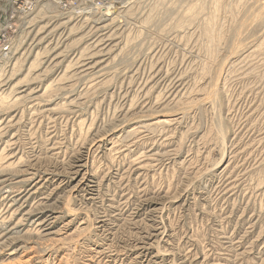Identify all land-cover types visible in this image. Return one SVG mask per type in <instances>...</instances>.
Returning <instances> with one entry per match:
<instances>
[{"label":"rangeland","instance_id":"obj_1","mask_svg":"<svg viewBox=\"0 0 264 264\" xmlns=\"http://www.w3.org/2000/svg\"><path fill=\"white\" fill-rule=\"evenodd\" d=\"M61 2L0 22V264H264V0Z\"/></svg>","mask_w":264,"mask_h":264},{"label":"bare ground","instance_id":"obj_2","mask_svg":"<svg viewBox=\"0 0 264 264\" xmlns=\"http://www.w3.org/2000/svg\"><path fill=\"white\" fill-rule=\"evenodd\" d=\"M12 3H13V0H12ZM109 3V2H108ZM3 4L5 5V7L3 8V16L5 15V18H4V22L2 21V19L1 18H3V17H0V22H2V25H4L5 24V22L7 21V19H8V14L10 13V7H11V1H7V0H5L4 2H3ZM119 4V3H118ZM107 5V4H106ZM113 5V4H112ZM124 6V5H123ZM109 7V6H108ZM109 9V8H108ZM108 9H106L107 11H108ZM112 13V12H111ZM104 15L106 16V17H109L110 16V14L107 12V13H104ZM109 21H111V20H109ZM114 22V21H113ZM125 24V23H124ZM108 25V24H107ZM93 26V25H92ZM46 28V27H45ZM76 28V27H75ZM99 28V27H98ZM31 29V28H30ZM116 29V28H115ZM108 30V29H107ZM119 30V29H118ZM108 32V31H107ZM45 33V32H44ZM62 33H63V31H62ZM70 33V32H69ZM51 35V34H50ZM91 35V34H90ZM119 35V34H118ZM49 37V36H48ZM67 37V36H66ZM65 37V38H66ZM114 38V37H113ZM107 40V39H106ZM106 40H104L105 42H107ZM60 41H61V39H60ZM67 41V40H66ZM24 43V42H23ZM42 44V43H41ZM53 44V43H52ZM104 44V43H103ZM66 45V44H65ZM33 48V47H32ZM61 48V47H60ZM68 48V47H67ZM56 49V48H55ZM32 50V49H31ZM53 50V49H52ZM102 50V49H101ZM238 51V50H237ZM28 52V51H27ZM160 52V51H159ZM102 53V52H101ZM158 53V52H157ZM168 53V52H167ZM166 53V54H167ZM9 54V53H8ZM142 54V53H141ZM26 55V54H25ZM101 55V54H100ZM147 55V54H146ZM237 55V54H236ZM29 56V55H28ZM156 56V55H155ZM63 57H64V55H63ZM235 57V56H234ZM76 58V57H75ZM159 58V57H158ZM232 58V57H231ZM17 59V58H16ZM93 59H95L94 57H93ZM251 59V58H250ZM242 60V59H241ZM247 60V59H246ZM7 61V60H6ZM53 61H54V59H53ZM76 61V60H75ZM74 61V62H75ZM8 62V61H7ZM81 62V61H80ZM149 62V61H148ZM246 62V61H245ZM23 63V62H22ZM69 63V62H68ZM86 63V62H85ZM233 63V62H232ZM11 64V63H10ZM183 65V64H182ZM232 65V64H231ZM22 66V65H21ZM80 66V65H79ZM83 66V65H82ZM81 66V67H82ZM141 66V65H140ZM184 66V65H183ZM189 66V65H188ZM76 67V66H75ZM97 67V66H96ZM175 67V66H174ZM95 68V67H94ZM148 68V67H147ZM182 68V67H181ZM231 68V67H230ZM74 69H76V68H74ZM73 69V70H74ZM141 69H142V67H141ZM175 69V68H174ZM234 69V68H233ZM224 70V69H223ZM16 71V70H15ZM72 72V71H71ZM152 72H153V69H152ZM178 72H179V70H178ZM227 72V71H226ZM231 72V71H230ZM89 73V72H88ZM87 73V74H88ZM236 73V72H235ZM231 74V73H230ZM230 74H228V75H230ZM234 74V73H233ZM15 75V74H14ZM69 75V74H68ZM77 75V74H76ZM140 75V74H139ZM173 75V74H172ZM227 75V76H228ZM236 75H238V74H236ZM185 76V75H184ZM125 77V76H124ZM248 77H250V76H248ZM13 78V77H12ZM154 78V77H153ZM165 78V77H164ZM169 78V77H168ZM179 78V77H178ZM177 78V79H178ZM220 78V77H219ZM228 78V77H227ZM14 79V78H13ZM147 79V78H146ZM183 79V78H182ZM238 79V78H237ZM236 79V80H237ZM80 80V79H79ZM153 80V79H152ZM155 80V79H154ZM191 80V79H190ZM220 80V79H219ZM74 81H76V80H74ZM177 81V80H176ZM175 81V83H177ZM194 81V80H193ZM72 82V81H71ZM78 82V81H77ZM162 82V81H161ZM250 82V81H249ZM65 83H67V82H65ZM248 83V82H247ZM156 84V83H155ZM161 84V83H160ZM3 85V84H2ZM179 85V84H178ZM69 86V85H68ZM71 86V85H70ZM82 86V85H81ZM124 86V85H123ZM184 86V85H183ZM182 86V87H183ZM254 86H256V85H254ZM115 87V86H114ZM158 87V86H157ZM156 87V88H157ZM232 87V86H231ZM133 88V87H132ZM163 88V87H162ZM233 88V87H232ZM2 89V88H1ZM66 89H68L69 90V88H66ZM65 89V90H66ZM171 89V88H170ZM223 89V88H222ZM4 90V89H3ZM125 90V89H124ZM182 90V89H181ZM235 90V89H234ZM259 90V89H258ZM141 91V90H140ZM179 91H180V89H179ZM15 92V91H14ZM68 92V91H67ZM134 92V91H133ZM166 92V91H165ZM77 93V92H76ZM114 93H115V91H114ZM131 93V92H130ZM146 93V92H145ZM240 93V92H239ZM242 93V92H241ZM258 93V92H257ZM173 94V93H172ZM254 94V93H253ZM11 95V94H10ZM190 95V94H189ZM197 94H195V96H196ZM246 95V94H245ZM244 95V96H245ZM128 96V95H127ZM6 97V96H5ZM123 97V96H122ZM136 97V96H135ZM150 97H151V95H150ZM233 97V96H232ZM255 97H256V95H255ZM260 97V96H259ZM12 98V97H11ZM23 98V97H22ZM167 98H169V97H167ZM205 98V97H204ZM209 98V97H208ZM242 98H243V96H242ZM120 99V98H119ZM125 99V98H124ZM138 99V98H137ZM17 100V99H16ZM113 100V99H112ZM116 100V99H115ZM123 100V99H122ZM129 100V99H128ZM134 100V99H133ZM162 100V99H161ZM247 100V99H246ZM12 101V100H11ZM20 101V100H19ZM18 101V102H19ZM21 101H23V99L21 100ZM21 101H20V103H21ZM114 101V100H113ZM198 101V100H197ZM254 101V100H253ZM24 102V101H23ZM123 102V101H122ZM203 102V101H202ZM218 102V101H217ZM241 102V101H240ZM19 103V104H20ZM207 103V102H206ZM239 103V102H238ZM183 104V103H182ZM191 104V103H190ZM189 104V105H190ZM28 105V104H27ZM70 105V104H69ZM112 105V104H111ZM139 105V104H138ZM237 105V104H236ZM36 106V105H35ZM74 106V105H73ZM78 107V106H77ZM120 107V106H119ZM197 106H195V108H196ZM227 107V106H226ZM70 108V107H69ZM110 108V107H109ZM125 108V107H124ZM211 108H213V107H211ZM119 109V108H118ZM239 109V108H238ZM243 109V108H242ZM12 111V110H11ZM25 111V110H24ZM232 111V110H231ZM45 112V111H44ZM214 112V111H213ZM237 112V111H236ZM43 113V112H42ZM217 113V112H216ZM230 113V112H229ZM40 114V113H39ZM52 114H53V112H52ZM245 114V113H244ZM34 115V114H33ZM36 115V114H35ZM44 115V114H43ZM186 115V114H185ZM231 115V114H230ZM252 115V114H251ZM40 117V116H39ZM119 117V116H118ZM124 118V117H123ZM215 118V117H214ZM234 118V117H233ZM12 119V118H11ZM20 119V118H19ZM30 119H32V118H30ZM41 119V118H40ZM55 119V118H54ZM116 119V118H115ZM119 119V118H118ZM129 119V118H128ZM230 119V118H229ZM250 119V118H249ZM193 120V119H192ZM38 121V120H37ZM51 121V120H50ZM49 121V122H50ZM114 121V120H113ZM116 121V120H115ZM124 121V120H123ZM126 121V120H125ZM161 121V120H160ZM166 121V120H165ZM246 121H248V120H246ZM56 122V121H55ZM244 123V122H243ZM3 124V123H2ZM1 124V125H2ZM175 124V123H174ZM11 125V124H10ZM39 125H40V123H39ZM48 125H49V123H48ZM106 125V124H105ZM109 125V124H108ZM157 125V124H156ZM5 126H6V124H5ZM33 126V125H32ZM43 126V125H42ZM41 126V127H42ZM39 128H40V126H38ZM141 127V126H140ZM157 127V126H156ZM169 127V126H168ZM91 128V127H90ZM109 128V127H108ZM94 129V128H93ZM251 129V128H250ZM5 130V129H4ZM103 130V129H102ZM148 130V129H147ZM192 130V129H191ZM37 131V130H36ZM51 132V131H50ZM53 132V131H52ZM99 132V131H98ZM241 132V131H240ZM56 134V133H55ZM97 134V133H96ZM108 134V133H107ZM240 134V133H239ZM16 135V134H15ZM14 135V136H15ZM30 135V134H29ZM35 136V135H34ZM99 136V135H98ZM97 136V137H98ZM127 136V135H126ZM134 136V135H133ZM153 136V135H152ZM72 137H73V135H72ZM137 137V136H136ZM243 137V136H242ZM112 138V137H111ZM149 138V137H148ZM151 138V137H150ZM12 139V138H11ZM101 139V138H100ZM82 140V139H81ZM41 141V140H40ZM116 141V140H115ZM122 141V140H121ZM17 142V141H16ZM46 142H47V140H46ZM240 142V141H239ZM2 143V142H1ZM7 143V142H6ZM27 143V142H26ZM45 143V142H44ZM78 142L76 141V144H77ZM123 143V142H122ZM128 143V142H127ZM15 144H17V143H15ZM14 144V145H15ZM22 144V143H21ZM75 144V145H76ZM41 145V144H40ZM54 145V144H53ZM94 145V144H93ZM30 146V145H29ZM77 146V145H76ZM76 146H75V149H76ZM21 147V146H20ZM46 147V146H45ZM37 148V147H36ZM51 148H53V147H51ZM84 148V147H83ZM8 149V148H7ZM18 150H20V149H18ZM27 150V149H26ZM56 150V149H55ZM61 152V151H60ZM59 152V153H60ZM178 152V151H177ZM34 153V152H33ZM160 153V152H159ZM235 153V152H234ZM46 154V153H45ZM57 154V153H56ZM176 154V153H175ZM172 155H173V153H172ZM237 155V154H236ZM239 155V154H238ZM237 155V156H238ZM23 156V155H22ZM34 156V155H33ZM32 156V157H33ZM46 156V155H45ZM74 156V155H73ZM161 156V155H160ZM16 157V156H15ZM38 157V156H37ZM93 157V156H92ZM236 157V156H235ZM161 158V157H160ZM233 158V157H232ZM10 159V158H9ZM29 159V158H28ZM152 159H154V158H152ZM16 160V159H15ZM222 161V160H221ZM244 161V160H243ZM36 163V162H35ZM34 163V164H35ZM244 164V163H243ZM151 165V164H150ZM160 165V164H159ZM20 166V165H19ZM22 166V165H21ZM134 166V165H133ZM24 167V166H23ZM165 167V166H164ZM151 168V167H150ZM170 168V167H169ZM7 169V168H6ZM35 169H36V167H35ZM86 169V168H85ZM130 169V168H129ZM41 171V170H40ZM164 171V170H163ZM3 172V171H2ZM1 172V173H2ZM0 173V174H1ZM23 173V172H22ZM7 174V173H6ZM12 174V173H11ZM10 175V174H9ZM15 175V174H14ZM19 176V175H18ZM29 176V175H28ZM95 176V175H94ZM230 177V176H229ZM106 178V177H105ZM228 178V177H227ZM226 178V179H227ZM32 179V178H31ZM47 180V179H46ZM93 181V180H92ZM235 181V180H234ZM17 182H19V181H17ZM21 182V181H20ZM19 182V183H20ZM100 182V181H99ZM206 182V181H205ZM18 183V184H19ZM45 183V182H44ZM230 183V182H229ZM16 184V183H15ZM11 185V184H10ZM44 185V184H43ZM194 185V184H193ZM90 185H88V187H89ZM218 186V185H217ZM7 187V186H6ZM44 187V186H43ZM126 187V186H125ZM225 187V186H224ZM236 188V187H235ZM31 189V188H30ZM230 189V188H229ZM239 189V188H238ZM3 190V189H2ZM41 190V189H40ZM90 190V189H89ZM94 190V189H93ZM87 191V190H86ZM80 192V191H79ZM98 192V191H97ZM142 192V191H141ZM235 192V191H234ZM6 193H7V191H6ZM8 193H10V192H8ZM34 193V192H33ZM37 193V192H36ZM20 194V193H19ZM32 194V193H31ZM124 195V194H123ZM126 195V194H125ZM223 195H224V193H223ZM226 195V194H225ZM236 195V194H235ZM127 196V195H126ZM15 197V196H14ZM231 197V196H230ZM123 198V197H122ZM130 198V197H129ZM142 198V197H141ZM29 199V198H28ZM92 199V198H91ZM211 200V199H210ZM44 201V200H43ZM200 201V200H199ZM212 201V200H211ZM82 202V201H81ZM126 203V202H125ZM120 204V203H119ZM164 204V203H163ZM86 205V204H85ZM105 205V204H104ZM103 205V206H104ZM134 205V204H133ZM137 205V204H136ZM43 206H45V205H43ZM92 206V205H91ZM135 206V205H134ZM5 208V207H4ZM21 208V207H20ZM92 208V207H91ZM42 209V208H41ZM44 209V208H43ZM34 210V209H33ZM127 210V209H126ZM42 211V210H41ZM45 211V210H44ZM47 211V210H46ZM170 212V211H169ZM224 212V211H223ZM136 213V212H135ZM32 214V213H31ZM5 215V214H4ZM95 216V215H94ZM51 217V216H50ZM127 217H129V216H127ZM132 217V216H131ZM180 217V216H179ZM229 217V216H228ZM231 218V217H230ZM29 219V218H28ZM36 220V219H35ZM129 220H130V218H129ZM44 221V220H43ZM153 221H154V219H153ZM26 222H28V221H26ZM134 222V221H133ZM137 222V221H136ZM135 222V223H136ZM43 223V222H42ZM45 223V222H44ZM113 223V222H112ZM53 224V223H52ZM125 224V223H124ZM134 224V223H133ZM114 225V224H113ZM137 226V225H136ZM148 226H149V224H148ZM162 226V225H161ZM88 227V226H87ZM115 227V226H114ZM48 229V228H47ZM124 229V228H123ZM134 229V228H133ZM150 229V228H149ZM43 230H45V229H43ZM128 231V230H127ZM153 231V230H152ZM89 232H91V231H89ZM162 232V231H161ZM222 232V231H221ZM14 233V232H13ZM16 233V232H15ZM20 234V233H19ZM18 234V235H19ZM47 234V233H46ZM89 234V233H88ZM110 234H112V233H110ZM121 234V233H120ZM162 234V233H161ZM225 234V233H224ZM5 235V234H4ZM42 235H44V234H42ZM135 235V234H134ZM84 236H86V235H84ZM101 237V236H100ZM157 237V236H156ZM174 237V236H173ZM102 239V238H101ZM125 240V239H124ZM11 241V240H10ZM119 241V240H118ZM128 241V240H127ZM133 241V240H132ZM141 241V240H140ZM161 242V241H160ZM133 243V242H132ZM180 243V242H179ZM10 244V243H9ZM170 244V243H169ZM233 244V243H232ZM110 245V244H109ZM127 245V244H126ZM184 245V244H183ZM116 247V246H115ZM179 247V246H178ZM222 247V246H221ZM130 248V247H129ZM123 249H124V247H123ZM227 249V248H226ZM91 250V249H90ZM114 251V250H113ZM98 252V251H97ZM122 252V251H121ZM170 252V251H169ZM101 254H102V252H101ZM162 254V253H161ZM169 254V253H168ZM171 254V253H170ZM188 254V253H187ZM226 254V253H225ZM158 255V254H157ZM166 255V254H165ZM96 256V255H95ZM99 256V255H98ZM156 256V255H155ZM182 256V255H181ZM120 257V256H119ZM183 258H184V256H182ZM193 257V256H192ZM129 258V257H128ZM136 258V257H135ZM32 259V258H31ZM94 259V258H93ZM186 260H188V259H186ZM119 261V260H118ZM94 262V261H93ZM131 262H133V261H131ZM186 262V261H185ZM29 263V262H28ZM54 263V262H53ZM101 263V262H100ZM118 263V262H117ZM185 264V263H184Z\"/></svg>","mask_w":264,"mask_h":264},{"label":"built area","instance_id":"obj_3","mask_svg":"<svg viewBox=\"0 0 264 264\" xmlns=\"http://www.w3.org/2000/svg\"><path fill=\"white\" fill-rule=\"evenodd\" d=\"M37 1L39 0H13L12 7L9 13V19L13 21L18 17L28 18V16H30L35 11ZM55 1L59 5H63V7H67L68 5L65 2H61V0H55ZM7 42H12L10 36L7 33L5 34V32H1L0 53L7 52L9 50V47L4 46Z\"/></svg>","mask_w":264,"mask_h":264}]
</instances>
